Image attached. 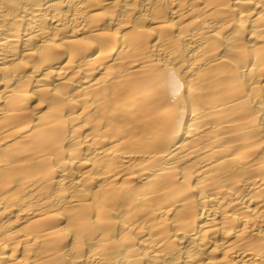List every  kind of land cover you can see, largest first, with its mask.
<instances>
[{"label":"bare ground","instance_id":"bare-ground-1","mask_svg":"<svg viewBox=\"0 0 264 264\" xmlns=\"http://www.w3.org/2000/svg\"><path fill=\"white\" fill-rule=\"evenodd\" d=\"M0 264H264V0H0Z\"/></svg>","mask_w":264,"mask_h":264}]
</instances>
